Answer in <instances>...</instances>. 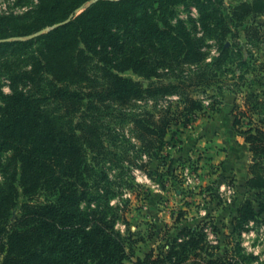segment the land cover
Returning a JSON list of instances; mask_svg holds the SVG:
<instances>
[{"label":"trees","instance_id":"trees-1","mask_svg":"<svg viewBox=\"0 0 264 264\" xmlns=\"http://www.w3.org/2000/svg\"><path fill=\"white\" fill-rule=\"evenodd\" d=\"M234 1L239 3L230 10V22L212 7L213 0H39L31 13L0 17V51L38 43L26 53L24 68L9 71V93L0 91V264H126L129 260L115 217L102 208L110 209V188L97 186L93 194L89 186L108 179L102 167L98 173L88 164L87 150L93 160L109 155L102 150L97 129L60 127L20 88L46 80L57 100L66 93L74 96L60 87L85 83L89 58L101 64L108 81L99 101L133 105L179 98L176 107L167 104L159 109L158 118L149 112L132 115L133 130L144 150L153 139L165 144L173 127L186 128L205 112L195 93L207 95L214 87L217 93L232 95L233 128L259 158L250 165L246 182L255 191L254 199L239 204L233 232L241 235L250 223H264V62L251 51L244 54L239 41L240 29L249 45L264 38L257 24L246 23L251 15H264V0ZM222 3L214 0V5ZM179 4L196 9L203 34H216L218 54L209 63L204 42L191 36L182 23L168 22L167 15ZM10 23L13 33L7 32ZM58 23L64 24L37 35ZM114 25L123 27L136 43L127 49L113 32ZM33 35L37 36L21 40ZM13 37L15 41L6 40ZM226 37L231 39L230 47L224 45ZM126 71L148 84L122 77ZM209 98L217 102L215 95ZM39 193L49 201L26 202L20 217L3 226L19 195L30 201ZM202 229L184 228L165 242L164 250L158 254L152 250L131 264H243L233 246L227 244L221 253L219 242L209 244Z\"/></svg>","mask_w":264,"mask_h":264},{"label":"rangeland","instance_id":"rangeland-1","mask_svg":"<svg viewBox=\"0 0 264 264\" xmlns=\"http://www.w3.org/2000/svg\"><path fill=\"white\" fill-rule=\"evenodd\" d=\"M95 1L97 0H92ZM38 3L39 0H0V17H19L24 13H31ZM238 3L223 0L222 5H214L213 0L212 7L221 10L225 19L230 22V10ZM154 19H157L156 15ZM167 20L172 25L182 23L191 36L204 42L207 63L217 56L216 34H203L197 23L198 13L193 6L177 5L167 15ZM246 23L257 24L264 33V15H251ZM62 24L64 23L55 24L37 35ZM13 25L7 24V32L13 33ZM112 30L127 49L136 43V39L127 34L123 27L114 25ZM239 33L241 51L244 54L251 51L257 60L264 62V38L261 37L252 46L245 42L242 29ZM6 40L15 41L16 38ZM224 45L231 46L230 37L225 38ZM35 47H38V43L29 48L0 51L1 94L9 93V71L24 68L28 63L26 53L33 51ZM85 67V83L64 84L60 87L63 91L75 93L74 96H67L70 93L65 92L63 100H57L54 88L46 80L41 81L38 86L24 84L20 88L60 127L70 129L92 126L97 129L103 144L102 150L109 152V155L93 160V154L87 150L88 164L98 173L99 167H102L108 179L96 185L90 183L89 186L93 194L97 186L110 188V209L102 208L112 218L115 217V229L123 238L129 256L126 264H131L138 258L143 259L152 250L158 254L164 250L169 238H175L184 228L196 229L198 226H203L202 231L207 233L206 241L209 244L217 245L219 242L221 253L228 244L227 247L235 248L243 264H264V223H250L242 230L241 235L236 236L233 232L232 220L236 217L239 204L247 198L254 199L255 191L250 190L246 182L250 178V165L259 159L248 151L247 145L233 128L231 111L234 97L227 91L217 93L214 87L207 95L195 93L194 97L203 100L205 112L198 114V119L186 128L173 127L165 136V144L153 139L150 148L144 150L133 130L132 115L149 112L154 118H158L159 109L167 104L176 107L179 98L173 96L162 101H143L133 105H119L111 99L99 101L97 98L102 94L101 91L108 87L105 70L93 58L86 60ZM121 76L148 84V81L135 72L126 71ZM152 81L155 82V79ZM250 93L253 91L250 90ZM210 95L216 96V103L209 98ZM1 184L3 179L0 176ZM48 201L43 193L30 201L19 195L16 207L3 226L20 217L21 206L26 202L38 205Z\"/></svg>","mask_w":264,"mask_h":264}]
</instances>
